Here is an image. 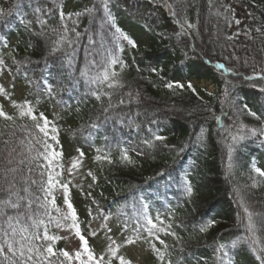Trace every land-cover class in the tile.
Masks as SVG:
<instances>
[{"label": "trees", "instance_id": "obj_1", "mask_svg": "<svg viewBox=\"0 0 264 264\" xmlns=\"http://www.w3.org/2000/svg\"><path fill=\"white\" fill-rule=\"evenodd\" d=\"M67 1L0 0V111L14 118L0 117V148L9 140L8 148L25 156L32 148L35 157L47 143L49 153L59 154L50 169L33 165L28 176L24 165L17 175L18 181L36 179L32 191L44 202L39 174L47 187L52 172L47 210L53 221L68 219H61V227L49 225V234L58 237L51 259L79 264L75 253L82 251L61 241L64 231L76 233L64 184L81 234L94 236L108 227L119 248L128 245L126 238L143 243L149 251L143 264H221L216 251L221 244L228 253L225 264H261L256 257L264 248V176L255 164L264 163V136L247 129L264 125V0H91L64 12ZM134 5L147 8L139 29L149 36L129 51L123 6ZM113 57L118 73L95 80L113 67ZM4 72L12 84H27L29 92L16 96L4 83ZM190 76L205 78L213 91L193 84L165 86ZM26 102L35 121L19 115ZM41 114L48 120V136L36 127L44 126ZM156 135L165 139L157 141ZM83 146L89 156L76 164L71 150ZM6 155L0 153V166ZM36 163L47 161L41 155ZM78 196L85 199L81 205ZM147 219L160 229H153L155 235L147 231L152 227ZM39 231L42 235L43 227ZM241 240L247 243L231 247ZM87 242L95 264L101 257L112 263ZM60 250L73 259L66 261Z\"/></svg>", "mask_w": 264, "mask_h": 264}, {"label": "snow or ice", "instance_id": "obj_2", "mask_svg": "<svg viewBox=\"0 0 264 264\" xmlns=\"http://www.w3.org/2000/svg\"><path fill=\"white\" fill-rule=\"evenodd\" d=\"M106 7V5H105ZM91 11V10H89ZM63 13L61 12V18L63 19ZM79 15V13L77 14ZM110 18V17H109ZM239 23V21H237ZM183 27V26H182ZM188 27L191 28L193 25L188 24ZM116 31L119 33L120 30L117 28ZM257 31L259 32L260 29L258 28ZM64 38L61 37V40ZM123 39L127 40L128 44L132 47H136L134 41L129 39L127 36H123ZM231 39V37H229ZM69 43H71L69 41ZM118 62L117 58L113 57L110 60V65H114ZM3 60H0V65H3ZM220 67H223L220 65ZM155 71V69H153ZM115 76L116 73L113 72L111 74ZM108 80L109 73L105 69L103 73L98 74L95 77V80ZM246 79H251V77H247ZM168 88H172V84L165 85ZM177 87H183V85H176ZM189 88H192V85H188ZM194 90V89H193ZM0 93H3V89L0 88ZM7 95L6 93H4ZM227 94V93H226ZM99 99V97H97ZM21 111L19 115L21 117L27 116L32 120H36V116L33 114V109L31 106L25 103V105L19 106ZM249 115L255 117L257 120H261V117H258L256 113L250 112ZM0 117H3L5 120L11 121L14 118L12 116L7 115L3 111H0ZM40 119L44 121V126H41L39 123L36 124V127L39 129L40 132L44 133L45 136H48L47 132V125L48 120L43 114L40 115ZM246 129V126L241 124L240 131ZM55 131V129H53ZM247 131L251 132L252 135H256L257 131H259L260 135L264 136V125L260 126L259 129L252 128L247 129ZM2 135V133H0ZM55 139V136L52 137ZM157 141H163L165 138L160 135H156L154 137ZM233 139H236V136H233ZM2 143L5 145L4 148H0V153L6 152L7 155L3 157L4 166H0V180H3L5 183L4 185H0V264H55V262L51 259L52 257L57 256V252L54 251L53 242L58 238L55 235H50L48 228L49 225L53 222L55 223L56 227H61V219L67 220L68 217H57L55 221L51 217L50 213L47 210L46 203H47V194L50 193L52 187H54V177L52 172H48V179H47V187H44L43 184V176L44 173L40 172V190L45 193V196L42 198L36 195L32 191V186L37 185L38 181L36 179L29 180L27 176L21 177V179L17 180V175L23 172L24 165L28 166V176H31L35 165L36 168L41 167H52V161L56 158L58 153L54 150L49 153V149L51 145L47 143L44 144V152L39 153L35 157L31 156L32 148L28 149V155L25 156L23 152H18L16 148H8L7 145L11 143L9 140H4ZM148 143V141H146ZM20 144L23 145L24 141H20ZM167 147V145H165ZM232 151V147H229V152ZM15 154V155H14ZM43 156V159L47 161L46 165H42L36 163L39 160L40 156ZM83 155V153H81ZM16 157H21L20 159H16ZM124 161H128L129 157L124 155L122 157ZM111 162V161H109ZM16 165V166H13ZM75 167V165H73ZM259 175L264 176V170L257 169ZM19 184H23L22 188L19 187ZM61 187L64 188V202L67 205V208L70 212L71 219H72V227L76 229V236L79 237L81 241V249L82 251H77L75 253V258L79 260V264H95V256L94 253L88 247V242L85 237L81 234L79 230V225L77 224V214L73 208L72 203L69 201L68 197V187L67 185L62 184ZM186 191L190 195L192 193L191 186L186 188ZM43 209V211H41ZM247 211V209H245ZM60 210L57 209V213ZM249 216L251 214L249 213ZM47 218V219H45ZM147 223L152 225L151 228H148L147 231L150 235H155V232L160 231L159 228L153 223L151 219H147ZM210 223H214L210 222ZM43 227L44 231L41 235L39 229ZM127 227V226H125ZM264 228V225H262ZM155 229V232L153 231ZM249 230L251 231V224L249 225ZM111 231V229H109ZM138 231V230H137ZM201 232L206 231V227L200 228ZM95 235V233H93ZM108 239L111 240V237ZM139 239V237H137ZM158 239V237H157ZM37 241H42V243L38 244ZM136 241L131 239H125L126 244H134ZM113 243H115L113 241ZM163 243V241H161ZM247 241H232L231 247L238 248L242 246ZM255 244V240L252 241ZM224 245L221 244L218 246L216 251L221 253V264H225L224 259L228 256V253L223 251ZM108 251L115 256L117 249L113 247H109ZM260 254L257 255L256 259L264 264V248H261ZM60 254L65 257L66 261H71L73 259L72 255L65 250H60ZM86 256L87 259H83L82 257ZM64 264V262H61ZM98 264H104L103 258L101 257ZM111 264V262H109ZM120 264H130V262L125 261L122 257L120 258Z\"/></svg>", "mask_w": 264, "mask_h": 264}, {"label": "rangeland", "instance_id": "obj_3", "mask_svg": "<svg viewBox=\"0 0 264 264\" xmlns=\"http://www.w3.org/2000/svg\"><path fill=\"white\" fill-rule=\"evenodd\" d=\"M90 1L91 0H68L62 10H64V12L70 10L76 11V9L82 6H87V4L90 3ZM123 7L125 8V14H126L124 26L126 27V29L129 30L128 38L135 42V44L137 45L136 47L144 45L145 43L148 42L147 39L149 35L146 31L144 32L141 31L139 27L143 22V20L145 19L144 17L147 14V8L138 5H134L132 6V8L127 6H123ZM125 41L126 42L124 44V48L126 50L131 51L135 48L129 45L127 40ZM123 60L125 61L127 60V58H123ZM119 70H120V65L118 64L113 65V67H111L108 70L109 76L113 77L111 74L113 72L118 73ZM4 74L5 73L2 74V78ZM170 84H172L173 86H176L177 84L180 85L193 84L197 88L205 87L209 91H213L214 89V84L207 81L205 78L197 79L194 76H190L187 82L183 78L175 77L170 82ZM15 90L19 94H22L24 91L23 87L20 85H17ZM135 150L136 148H133L131 151L135 153ZM88 152H89V147L87 146L80 147L79 151H76L75 149L71 150V153L75 155V158L79 159L77 162H75L76 164H78L79 162L81 163L86 162L89 156ZM81 153H83V155H81ZM255 167H257V169L259 170H264V163L262 162H260L259 164L257 163ZM78 199L80 205L85 202L84 197L78 196ZM84 234L86 235L87 240L91 243V246L94 247L95 250L100 249L105 252L108 258L112 261L111 264L120 262L121 257L123 259L134 261L140 264L148 262L147 260L149 258V253L143 244L142 245L138 243L129 244L120 249L119 247L116 246V240L113 237V231L107 232L105 229H103L102 231H98V233L95 234L94 236H91V234L88 231H86ZM109 237H111V240L108 239ZM113 241L115 243H113ZM62 243H65L69 248H75V249L81 248L80 240L72 232L64 231ZM110 246L117 249L115 256L110 254V252L108 251Z\"/></svg>", "mask_w": 264, "mask_h": 264}]
</instances>
